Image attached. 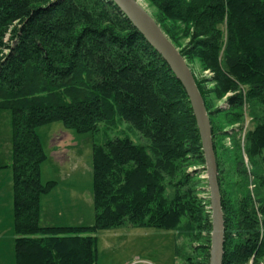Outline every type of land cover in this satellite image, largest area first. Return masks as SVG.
<instances>
[{
  "label": "trees",
  "instance_id": "obj_1",
  "mask_svg": "<svg viewBox=\"0 0 264 264\" xmlns=\"http://www.w3.org/2000/svg\"><path fill=\"white\" fill-rule=\"evenodd\" d=\"M145 1L177 48L173 28L190 38L181 53L214 74L215 93H233L229 107L241 113L228 120L243 124L244 106L252 109L253 194L243 125L231 134L234 148L224 147L219 113L196 79L218 165L223 264H264V0ZM0 111L12 116L16 264H97V233L125 226L173 231L186 241V252L177 250L184 264H210L212 214L190 171L206 166L190 99L112 0H0ZM56 122L94 136L92 226L40 224V198L56 183H42L37 129ZM121 123L146 142L112 136Z\"/></svg>",
  "mask_w": 264,
  "mask_h": 264
},
{
  "label": "rangeland",
  "instance_id": "obj_2",
  "mask_svg": "<svg viewBox=\"0 0 264 264\" xmlns=\"http://www.w3.org/2000/svg\"><path fill=\"white\" fill-rule=\"evenodd\" d=\"M140 2L157 20V10L145 0H140ZM172 30L178 39V49L180 51L190 49V38L183 36L181 29L173 28ZM190 67L196 79L202 83L212 110L219 113L216 119L219 121L222 133L225 134L220 143L232 150L234 146L231 134L243 125L240 142L244 163L250 176V190L253 194L256 179L252 175L254 171L252 163L245 152L246 133L256 126L251 114L252 109L249 105L244 106L243 124L234 122L232 118L228 120V115L239 112L229 107L228 100L233 93H227L221 97L217 95L215 93L217 85L213 82L214 74L210 70H204L199 60H192ZM113 132L112 136H127L137 144L146 142L139 132L127 123H121ZM37 133L47 155V160L41 166L42 183H56L51 192L40 198V224L42 226L73 227L94 225V136L91 133L80 134L68 129L61 122L39 127ZM12 138L11 113L0 111V200L3 201L4 208H7V211H4V223L0 227V264H16L14 184L11 167L13 162ZM96 140L100 142L97 138ZM262 165L261 170L264 174V162ZM228 169H230L229 166ZM196 170L199 179L198 194L205 201L206 210L212 214L206 166L194 167L190 171ZM96 236L98 238L97 264H184L177 256V250L186 252L188 248L186 241L179 239L175 232L155 228L138 229L125 226L116 230L100 231ZM209 237L212 245V233ZM193 246L199 245L193 244Z\"/></svg>",
  "mask_w": 264,
  "mask_h": 264
},
{
  "label": "water",
  "instance_id": "obj_3",
  "mask_svg": "<svg viewBox=\"0 0 264 264\" xmlns=\"http://www.w3.org/2000/svg\"><path fill=\"white\" fill-rule=\"evenodd\" d=\"M133 26L162 57L185 88L198 124L206 161L207 180L211 193L212 245L210 264H223L225 219L214 149L212 125L195 75L181 51L172 42L157 20L140 0H112Z\"/></svg>",
  "mask_w": 264,
  "mask_h": 264
},
{
  "label": "crops",
  "instance_id": "obj_4",
  "mask_svg": "<svg viewBox=\"0 0 264 264\" xmlns=\"http://www.w3.org/2000/svg\"><path fill=\"white\" fill-rule=\"evenodd\" d=\"M4 211H7V208H4L3 201L0 200V227H2V224L4 223ZM5 220H6V218H5ZM50 226L49 225L48 226L46 225V227H50Z\"/></svg>",
  "mask_w": 264,
  "mask_h": 264
},
{
  "label": "bare ground",
  "instance_id": "obj_5",
  "mask_svg": "<svg viewBox=\"0 0 264 264\" xmlns=\"http://www.w3.org/2000/svg\"><path fill=\"white\" fill-rule=\"evenodd\" d=\"M142 4V3H141Z\"/></svg>",
  "mask_w": 264,
  "mask_h": 264
}]
</instances>
